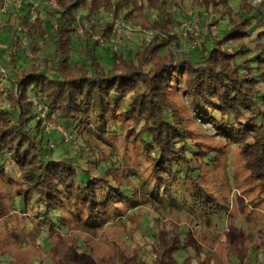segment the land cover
I'll return each instance as SVG.
<instances>
[{"label":"rangeland","instance_id":"374dc122","mask_svg":"<svg viewBox=\"0 0 264 264\" xmlns=\"http://www.w3.org/2000/svg\"><path fill=\"white\" fill-rule=\"evenodd\" d=\"M34 1L46 19L44 27L52 32L54 17L60 15L47 17L46 7L56 11L46 4L48 0ZM187 1L156 0L154 9L149 0H73L71 5L84 49L89 41L104 61H108L104 54L109 60L121 53L133 59L144 44H152L162 56L185 53L196 60L201 52L192 46L195 37L200 39L202 32L208 35V50L222 41L229 51L226 55L232 56V64L238 67V89L243 93L251 90L256 102L254 111L239 108L248 117L255 112L256 123L263 124L264 0H210L209 7ZM27 4L20 0L11 3L0 18H11V25L19 30L20 25H14L18 19L32 18ZM136 15H143L147 22L160 16L176 38L156 40L158 31L138 26ZM198 19L194 33L189 31L186 37L189 24ZM126 28L132 31L127 33ZM13 30L7 27L0 33V65L9 71L7 80L46 54L22 49L18 67L11 68L6 52L12 45ZM232 31L242 36L226 42ZM94 35L104 36L106 43L100 44ZM115 43L118 51L112 48ZM126 48L132 52H125ZM76 61L86 63L82 54H75ZM3 82L5 88L13 87L11 81ZM34 95L30 88L32 100ZM168 98L170 104L161 116L180 134L177 147L166 154L148 141L147 134L141 135L144 121L134 125L126 114L98 132L82 131L79 135L67 128L71 123L61 122L60 126L75 136L71 142L65 141L59 130L48 129L54 124L49 116L46 121L41 119L46 129L42 159L76 166L83 195L97 192L99 196L95 202L87 199L82 204L86 213L74 197L60 208L48 207L38 192L28 193L19 170L3 155L0 206L6 215L0 217V264H58L69 251L77 264H103L111 256L116 264H127L125 257L139 264H264V184L252 177L240 144L220 135L215 126V120L221 124L223 112L229 116L233 111L231 102L198 98L178 76ZM107 200L108 205L102 206Z\"/></svg>","mask_w":264,"mask_h":264},{"label":"trees","instance_id":"16d2710c","mask_svg":"<svg viewBox=\"0 0 264 264\" xmlns=\"http://www.w3.org/2000/svg\"><path fill=\"white\" fill-rule=\"evenodd\" d=\"M72 1L60 0L62 8L54 12L47 7L43 9L47 17L60 15L59 18L54 17L56 19L52 24V32L44 27L46 19L41 17L39 8L36 19H18L14 25L19 24L28 30L26 40L20 34L21 31L11 25V18L0 19V33L7 27L14 29L12 45L8 47V63L11 68L17 67L22 49L46 53L42 60L24 68L16 78H11V89L5 88L7 86L0 74V81L3 83V87H0V160L6 155L13 162L28 193L38 192L40 199L48 207L56 208L62 207L71 197L77 198L78 203H81L78 208L85 213L87 210L83 206L84 202L87 199L95 202L99 198L97 192L87 194V197L83 195L84 185H81L82 180L77 175L76 166L64 161L48 163L42 159L41 149L45 144L46 129L38 118L36 102H42L48 107L52 123H71L67 128H72L78 135L82 131L88 133L90 130L99 131L103 126L108 127L110 121L125 114L132 118L134 125L144 121L141 135L147 134L150 137L148 141L151 139L154 146L166 154L173 152L179 143L180 133L177 127L161 116L170 104L169 89L175 76L182 79L184 87L198 98H214L227 105L231 102L232 114L227 112V116L223 112L221 124L219 120H215V126L221 130L220 135L240 144L246 167L254 179L264 184V123H256L255 112L248 117V114L240 110L244 106L254 111L256 102L251 98V90L243 93L238 89V67L232 64V56L226 55L229 51L223 46L225 43L218 41V47L208 50L209 37L202 32L195 47L201 52L196 60L185 53L172 52L170 57L162 56L161 50L154 48L152 44H144L133 59H129L124 53L114 54L112 63L105 65L92 44L87 41L88 48L85 50V42L77 36L78 26L72 16ZM149 1L150 6L156 2ZM178 1L188 3L187 0ZM1 3L2 0L0 8ZM189 3L212 6L210 0H189ZM136 16L138 26L158 31L154 37L156 40L176 38L170 32L169 23L160 20V16L153 22L143 21V15ZM207 32L211 34L212 31ZM104 33H107V29ZM239 36L242 35L232 31L226 35V42ZM75 54H82L86 63H74ZM30 88L35 90L34 101L29 96ZM242 95L245 96L243 99ZM209 104L214 103L209 101ZM235 113L236 117L233 116ZM13 118L15 122L12 123ZM243 119H247L246 122ZM67 128H64L66 134ZM68 136V139H64L67 142L75 138L74 135ZM212 200L215 201L214 198ZM108 203L109 200L102 206L106 207ZM81 209L80 212H83ZM105 211L106 208L101 214H105ZM4 215L6 211L1 205L0 217ZM45 223L48 225L49 221L45 219ZM124 260L127 264H139L132 257H125ZM58 264L77 263L72 262L69 251L58 259ZM103 264H116V261L111 256Z\"/></svg>","mask_w":264,"mask_h":264},{"label":"built area","instance_id":"2783aa9c","mask_svg":"<svg viewBox=\"0 0 264 264\" xmlns=\"http://www.w3.org/2000/svg\"><path fill=\"white\" fill-rule=\"evenodd\" d=\"M17 1L18 0H2L1 8H0V15L3 14V13H6L8 11L9 5L11 3H14V2H17ZM20 1L29 2V4H30V9L29 10H30L31 17H32V19H36L37 16H38L37 9L39 7V4L36 3L34 0H20ZM45 2H46V4L48 6H50L51 8H53L55 10H59V8H60V3L58 2V0H48V1H45ZM197 22H199V19L196 22L189 24V27H188V30H187V33H186V37H188L187 34L189 33V31L194 33V29H192V28L195 26V23H197ZM214 26H215L214 24L212 25V27L210 26V29H213ZM115 27H117V25H115ZM19 30L22 31V32L24 31V29L21 26L19 27ZM82 31H83V29L79 28V32H82ZM124 31L127 32V33H130L132 31V29L126 28ZM24 32H25L24 39L26 40L27 36H28V32L26 30ZM93 37H94V39L97 42H99L102 45H104L106 43L105 39H104V36L94 35ZM194 39H195V41H193L192 46H196V44L198 43L197 37H195ZM112 48L115 51H118V45L116 43L114 45H112ZM27 52H31V50H29ZM37 56L38 55H33L32 53H29V57L36 58ZM8 73H9V71L7 70V68L4 67L3 65L2 66L0 65V74L2 76V80L9 79V77H8L9 74ZM35 106H36V109H37V112H38V118L39 119H43V120L46 121L47 120L46 118H47V116L49 114L48 107H46V105H44L42 102H39V101L35 103ZM48 129L49 130L50 129H52V130L57 129L60 132H62V134L65 135L66 139L69 138V136H68V134H66L64 128L62 126H60V125L50 124V128H48Z\"/></svg>","mask_w":264,"mask_h":264},{"label":"crops","instance_id":"0c3cea01","mask_svg":"<svg viewBox=\"0 0 264 264\" xmlns=\"http://www.w3.org/2000/svg\"><path fill=\"white\" fill-rule=\"evenodd\" d=\"M24 3H26V4L28 3L27 5H28V7H29V2L24 1V2H23V5H24ZM0 19L2 20V18H0ZM25 30L28 32L27 29H24V31H25ZM24 31H23V32L21 31V33L23 34V36H24V34H25ZM27 37H28V36H27ZM47 51L50 52V49H48ZM126 51H127V52H130L127 48H126L125 52H126ZM6 53H7L6 55L9 56L8 52H6ZM97 53H101V52L98 51ZM103 56H104V59H105V60L108 59V61H111V60H109V59H110L109 56H107L106 54H104ZM19 57H20V56H19ZM99 58H100V57H99ZM100 60L103 61L104 63H105V62L108 63V61H104V60L101 59V58H100ZM8 61H9V57H8ZM17 67H18V66H17ZM23 69H24V68L21 69V71L19 72V74H16V73H15V74H12V75H10V76H11L12 78H16L18 75L21 74V72H22ZM3 81H11V80H7V79H5V80H3ZM11 82H12V81H11ZM11 82H10V84H11ZM4 83H6V82H4Z\"/></svg>","mask_w":264,"mask_h":264}]
</instances>
